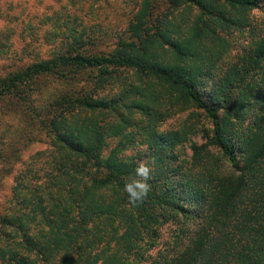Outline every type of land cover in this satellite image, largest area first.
I'll return each mask as SVG.
<instances>
[{
	"label": "trees",
	"instance_id": "obj_1",
	"mask_svg": "<svg viewBox=\"0 0 264 264\" xmlns=\"http://www.w3.org/2000/svg\"><path fill=\"white\" fill-rule=\"evenodd\" d=\"M148 1L141 0L128 41L113 54H85L83 35L73 30L62 51L0 77V99L22 101L46 76L95 71L100 77L120 69L142 84L108 97L97 94L105 87L99 79L57 98L44 178L16 181L0 214V264H144L158 227L167 223L177 229L176 249L150 264H264V24L215 72L226 36L245 26L237 13L259 9L264 0H169L199 13L183 31L162 17L153 33ZM125 95L135 101L124 102ZM186 108L211 125L206 142L191 146L188 164L173 152L180 136L155 131L156 123ZM120 109L146 119L145 161L156 159L151 191L138 206L123 191L138 162L122 156L133 140ZM105 112L115 122H90ZM109 137L117 139L110 148ZM186 224L193 228L183 242Z\"/></svg>",
	"mask_w": 264,
	"mask_h": 264
},
{
	"label": "rangeland",
	"instance_id": "obj_2",
	"mask_svg": "<svg viewBox=\"0 0 264 264\" xmlns=\"http://www.w3.org/2000/svg\"><path fill=\"white\" fill-rule=\"evenodd\" d=\"M148 2L150 16L147 24L150 33L156 31L157 21L162 17L171 22L173 30L179 28L183 31L199 13L195 6L189 4L174 8L169 0ZM140 3L141 0H0V77L62 51L69 40L67 33L73 30L82 33L79 48L85 54H113L122 43L128 41L127 26ZM237 15L242 16L245 26L242 33L231 30L226 36V53L218 61L215 72L233 61L235 55L247 46L252 29L263 27L264 5ZM164 48L168 59L170 53L166 46ZM110 71L100 77L98 72L83 71L63 80L46 76L30 86L27 101L15 97L0 99V214L5 213L10 206L16 181L44 178L46 156L50 152L52 138L49 122L58 110L54 103L57 98L65 92L75 95L80 88H92L99 79L104 80L105 84L103 91L97 93L100 96H116L120 90L135 88L137 92L142 88L131 72L120 69ZM118 78L121 84L116 81ZM122 100L134 102L135 97L125 95ZM120 112L128 120L124 133L130 134L133 140V143H128L122 156L137 162L145 160L146 119L139 111L129 113L128 110L120 109ZM94 120L98 125H105L115 122L116 117L112 112H105L90 122ZM155 126L159 134L177 133L180 136L173 152L178 162L186 164L190 162L191 146L204 144L211 129L209 120L194 108L175 112ZM105 141L110 148L117 139L109 137ZM185 227L187 233L183 242L193 225L186 224ZM176 230L171 223L158 227L155 245L146 253L144 264H150L159 257L169 258L173 254L176 249L173 239Z\"/></svg>",
	"mask_w": 264,
	"mask_h": 264
},
{
	"label": "clouds",
	"instance_id": "obj_3",
	"mask_svg": "<svg viewBox=\"0 0 264 264\" xmlns=\"http://www.w3.org/2000/svg\"><path fill=\"white\" fill-rule=\"evenodd\" d=\"M155 164V157H151L146 161H139L134 170V176L125 182L123 191L128 195L130 206H138L147 198L151 191L149 181L152 179L153 166Z\"/></svg>",
	"mask_w": 264,
	"mask_h": 264
}]
</instances>
